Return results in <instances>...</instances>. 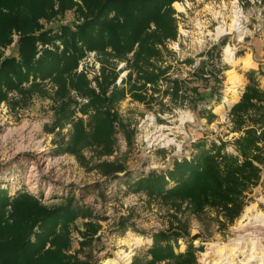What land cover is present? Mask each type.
Listing matches in <instances>:
<instances>
[{
	"label": "rangeland",
	"instance_id": "1",
	"mask_svg": "<svg viewBox=\"0 0 264 264\" xmlns=\"http://www.w3.org/2000/svg\"><path fill=\"white\" fill-rule=\"evenodd\" d=\"M172 8L176 38L168 41V51L153 61L166 71L165 78L155 89L151 84L144 86L145 101L126 96L118 103L119 124H114L111 154L101 155L95 147H85L81 154L88 162L81 164L74 155L57 152L59 139L69 140L72 125L50 132L47 129L54 114L49 99L33 95L24 104L13 106L17 94H8L9 100L0 104V188L10 194L28 192L47 207L67 200L89 207L98 230L79 258L91 264H132L134 258L147 259L151 235L169 228L185 230L194 239L198 264H264V170L240 215L229 225L221 216L217 220L210 209L196 215L181 204L175 211L169 203L128 191L127 184L140 175L170 168L175 159L194 153L196 142L207 147L220 139L231 143L238 134L231 133L228 112L247 83L245 73L261 72L263 76L256 77L264 87V0H178ZM233 21L240 25L241 35L231 32ZM74 22L73 11H68L43 25L57 30ZM220 27L228 34L217 37ZM17 38L13 33L11 45L0 49L3 57L16 56ZM227 47L235 63L225 55ZM111 61L118 72L115 85L125 86L131 55L127 60ZM101 70L99 55L88 51L75 72L84 75L97 91ZM171 80L180 82L177 98L164 94L171 91ZM234 81L239 84L231 89ZM75 99L79 104L87 102ZM209 110L214 117L207 116ZM77 117L86 124V116ZM167 140L173 144L166 145ZM226 151L234 153L230 145ZM102 163L122 165L128 174L104 176L97 167ZM82 222L77 219L71 229L69 254L82 242ZM189 238L178 241V252L185 250Z\"/></svg>",
	"mask_w": 264,
	"mask_h": 264
},
{
	"label": "trees",
	"instance_id": "2",
	"mask_svg": "<svg viewBox=\"0 0 264 264\" xmlns=\"http://www.w3.org/2000/svg\"><path fill=\"white\" fill-rule=\"evenodd\" d=\"M176 1L0 0V49L9 47L12 34H18L16 56L0 53V104L9 100V93L17 94L13 106L24 104L33 95L47 98L54 114L47 130L72 125L69 140L59 139L57 152L72 154L81 164L88 162L81 154L85 147H95L101 155L111 154L114 124H119L118 103L126 96L145 101L144 86L151 84L155 89L165 78L166 71L153 61L176 38L172 8ZM68 11L75 15L72 25L44 28L43 22L50 23ZM88 51L96 52L102 61L97 91L84 75L75 72ZM129 55L125 86H116L118 72L111 59L127 60ZM257 75L263 76L254 70L245 73L247 83L229 109L231 133L238 134L231 143L220 139L207 147L196 142L194 153L175 159L170 168L140 175L127 184L128 191L169 203L175 211L181 204L196 215L210 209L217 220L221 216L226 225L233 223L264 170V87ZM169 84L171 91L164 94L177 98L180 82L171 80ZM72 93L87 102L79 104ZM77 114L86 116V124ZM207 116L214 117L211 110ZM228 145L234 153L226 151ZM97 167L111 178L128 174L117 163ZM91 211L72 200L47 207L28 192L10 194L0 188V264H91L79 258L98 230ZM77 219L83 221L82 242L69 254L70 233ZM188 238L185 230H159L151 235L147 259L134 258L132 264H198L193 238L185 242L183 252L177 251L178 241Z\"/></svg>",
	"mask_w": 264,
	"mask_h": 264
},
{
	"label": "bare ground",
	"instance_id": "3",
	"mask_svg": "<svg viewBox=\"0 0 264 264\" xmlns=\"http://www.w3.org/2000/svg\"><path fill=\"white\" fill-rule=\"evenodd\" d=\"M175 8L178 9V10H182V9L180 8V5H179V4H175ZM236 18H237V17H236ZM237 21H238V20H237ZM237 21H233V24L230 26V28H231V32H232V33H233V32H237L238 34L241 35V33H243V32L240 31L241 28H240V25L238 24ZM230 28H229V29H230ZM242 31H243V30H242ZM231 32H229V33H231ZM224 33H225L224 28L220 27V29H218V31H217V37L224 35ZM225 34H228V33H225ZM224 53H225V55H227V56L229 57V61H230L231 63H235V61H234V59H233V57H232V53H231L229 47L225 48ZM248 63H249V62H247V64H248ZM249 65H250V64H248V66H249ZM238 84H239L238 81H234V82L232 83L231 89H233V88H234L235 86H237ZM165 144H166V145L173 144V141H172V140H167V141L165 142ZM262 219H263V217H262ZM263 222H264V221H263ZM115 264H116V263H115Z\"/></svg>",
	"mask_w": 264,
	"mask_h": 264
},
{
	"label": "built area",
	"instance_id": "4",
	"mask_svg": "<svg viewBox=\"0 0 264 264\" xmlns=\"http://www.w3.org/2000/svg\"><path fill=\"white\" fill-rule=\"evenodd\" d=\"M88 56H90V58H93V56H94V53H90ZM175 157V156H174ZM172 160H174L173 158L170 160V161H172ZM168 163H170V162H168ZM165 166H163L162 168H164Z\"/></svg>",
	"mask_w": 264,
	"mask_h": 264
}]
</instances>
